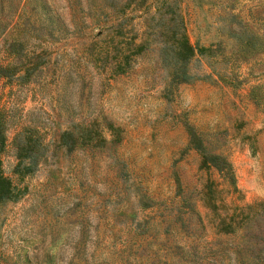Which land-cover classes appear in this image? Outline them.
I'll list each match as a JSON object with an SVG mask.
<instances>
[{
  "label": "rangeland",
  "instance_id": "obj_1",
  "mask_svg": "<svg viewBox=\"0 0 264 264\" xmlns=\"http://www.w3.org/2000/svg\"><path fill=\"white\" fill-rule=\"evenodd\" d=\"M89 2L0 0V173L12 190L0 264H185L194 251L193 264H234L264 234V0H117L115 13L105 0L100 33ZM171 9L193 46L181 62L163 51ZM229 218L233 232L211 225Z\"/></svg>",
  "mask_w": 264,
  "mask_h": 264
},
{
  "label": "trees",
  "instance_id": "obj_2",
  "mask_svg": "<svg viewBox=\"0 0 264 264\" xmlns=\"http://www.w3.org/2000/svg\"><path fill=\"white\" fill-rule=\"evenodd\" d=\"M76 2V0H73ZM105 0H90L89 4H87V10H86V15L89 17L90 22L89 25L91 26V28H96L98 29V33H100L101 29L104 28L105 26V22H104V2ZM110 1L111 3L113 2V12H118L119 8L117 6V0H107ZM174 3V2H173ZM83 13H80V15H78L76 17V19L73 21V28L72 31L75 33H81V28L82 26H84L85 24L83 23ZM42 28L43 31L45 32L46 35L48 36H54L58 37L60 30H59V26L55 25V23L53 24L52 21H48L45 22V24H42ZM166 32H167V38L169 43H167V45L164 47L163 51L165 56L168 57V59L173 60L174 62H181L183 60H185L187 57L191 56L193 54V46L188 38V35L186 33V29H185V25H184V21H183V17L181 15L180 12H177L173 9L170 10V14L168 17V24H167V28H166ZM57 33V34H56ZM95 40H99L101 41V38H96ZM112 47L116 50V53H120V49L119 47L117 48L115 44L112 45ZM143 47V44H134L133 45V49L134 51H138ZM92 57L94 60H100L101 58V50H94ZM127 66V61L123 60H119L117 59L113 65L112 68L114 72H121L123 70H125ZM3 136H2V129L0 127V140H2ZM193 145L198 148L199 150L202 151V154H205V156H207L208 162L209 159L213 160L212 165L215 166V168L218 170V172L223 173V174H227L229 173V164L228 162L223 159V157L218 154H211V152L208 151V149L206 148V145L203 142H195L193 143ZM207 159H205L207 161ZM208 183L203 184V186H208ZM11 182L8 179V177L4 176L2 173H0V198L1 197H6L11 195ZM204 195V194H203ZM208 205V204H207ZM210 208V206L208 207ZM186 209H188L189 211H193L194 210V206L192 204V202H187V206ZM229 221H225L223 219L214 221L213 223H211L212 227H215V231L217 232H233L236 230L235 226L237 225L236 222L233 221L232 218L228 219ZM200 223H202L200 221ZM203 226V225H202ZM203 228V227H202ZM254 238L256 240H252L250 241V243L246 246H244L242 249L241 248H235V252H237L236 254H234V264H253V262H259V260L264 261V254L263 252L261 253L262 248L264 247V234L263 236L260 235H254ZM258 239V240H257ZM257 241H261L262 242V246L261 244L257 247H255L254 245H256ZM225 253V248L224 250L220 253V256H222ZM192 256L189 257L186 261L185 264H193V262H197L198 260H202L199 258H195V251L190 253ZM229 256V254H226ZM222 260L221 259H212L211 260V264H221ZM203 264H207V263H203ZM226 264H231V259L230 256L228 257V261L226 262Z\"/></svg>",
  "mask_w": 264,
  "mask_h": 264
}]
</instances>
